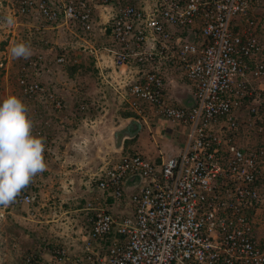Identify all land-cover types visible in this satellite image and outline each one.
<instances>
[{"label": "built area", "instance_id": "1", "mask_svg": "<svg viewBox=\"0 0 264 264\" xmlns=\"http://www.w3.org/2000/svg\"><path fill=\"white\" fill-rule=\"evenodd\" d=\"M97 6H112L108 51L116 74L99 76L112 87L116 79L134 111L148 106L182 127L185 144L159 162L132 151L92 172L84 209L90 227L81 247L53 245L46 261L33 251L25 264H264V0L12 5L20 17L38 16L83 35L94 31ZM45 63L40 54L22 59L16 80L35 108L33 135L42 138L49 128L42 112L64 109L39 79ZM172 71L190 83L189 106L166 99ZM48 151L45 145V160ZM34 200L30 184L13 204Z\"/></svg>", "mask_w": 264, "mask_h": 264}, {"label": "crops", "instance_id": "2", "mask_svg": "<svg viewBox=\"0 0 264 264\" xmlns=\"http://www.w3.org/2000/svg\"><path fill=\"white\" fill-rule=\"evenodd\" d=\"M5 1L8 2V14L15 0ZM5 1L0 0V4L3 6ZM111 8L112 6H97L93 10L94 31L87 35L58 24L46 23L38 16L18 18L19 26L13 33V44L25 43L30 46L32 56L40 54L45 58L47 71L39 74V79L49 84L62 97L64 108H68L66 113L65 109L54 112L61 113L64 119L72 122L71 129L66 128L62 134H50L52 127L44 132L43 139L49 150L45 160L46 170L51 171L53 168L51 174L55 183L78 185L86 181L87 175L89 178L91 172L96 171L102 164H107L109 155L113 153L119 155L136 151L159 162L160 158L178 154L185 144L182 127L162 119L155 109L148 106L140 108V113L134 111L120 95L119 88L114 87L116 79L112 80V87L99 76L101 72L116 75L112 56L108 51L113 49L108 30ZM6 32L8 31H4V34ZM62 55L67 56L69 63H48ZM4 80L7 81L6 76ZM165 94L170 103L178 106H189L192 102L190 83L178 72L172 71L168 74ZM76 105L79 113H84L83 117L78 118L76 112L72 111V107ZM82 105L86 106V112L80 110ZM103 105L109 107L110 113L96 112L97 108L102 112ZM30 115L32 112L29 117ZM43 118L49 122L52 120L45 113ZM53 121L58 122L55 119ZM102 123L103 126H99ZM99 146L101 157L97 154L100 151ZM51 174L43 172V175ZM113 210L124 212L126 208ZM14 218L18 219L15 216ZM83 239L82 235L78 240ZM46 244L41 254L48 260L53 244L48 247ZM62 244H74L75 251L78 249L72 235L63 238ZM12 245L16 246V241H12ZM36 246L31 245V248L36 249Z\"/></svg>", "mask_w": 264, "mask_h": 264}, {"label": "rangeland", "instance_id": "3", "mask_svg": "<svg viewBox=\"0 0 264 264\" xmlns=\"http://www.w3.org/2000/svg\"><path fill=\"white\" fill-rule=\"evenodd\" d=\"M3 3V6L0 4L2 6L0 7V17L3 18H0V101H3L9 95H15L28 106L29 113H33L35 110L33 104L26 102L20 95L16 81L18 69L23 58L14 59L11 55V48L15 45L13 44L15 42L13 40V33L16 32L19 26L18 18H20V16L15 14L13 7L9 8L7 14L8 2L5 1ZM8 16L14 18V25L9 26L7 24L6 17ZM4 31L8 32L4 34ZM5 76L7 81L4 80ZM104 76L108 80V77L112 76L114 78L113 75H107L105 73ZM45 84L49 86V84ZM109 84L112 85V83ZM57 97L62 99L58 94ZM77 108V105L72 107V111L76 112L78 118L83 117L84 113H79ZM103 108L104 110L102 112L99 111V108H97L98 111L96 112H98V114H104L105 112L107 114L110 113L108 106L103 105ZM86 111L87 110L84 112ZM66 112H68V108L65 109V113ZM42 114L44 113L42 112ZM45 114L52 119L49 122L48 128L49 130L52 127L49 132L50 134H62V132H65L66 128L71 129L72 122L64 119L61 113L48 111ZM59 117L61 120H59ZM54 119L58 122L54 123ZM103 124L104 123L99 126H103ZM113 125L114 122L112 121V126ZM100 148L101 146H99V149ZM97 154H99L100 157L102 156L101 149ZM125 154L117 155L113 153L109 155L110 160L106 163H115ZM105 165L106 164H102L101 167ZM50 170L51 171L45 170V173L51 174L53 168ZM54 180L52 174L43 175L42 173L38 175L31 183V192L35 198L31 205L11 204L7 208H0V264H25L26 255L33 253V251L40 250L42 252L45 243H49V245L51 243L53 245H63V238L69 235L74 237L77 247L79 245V248L81 247L82 240L80 241L78 239L82 235L84 236L85 231L90 227L87 221L88 217L85 216L87 212L84 211L86 199L90 197L86 194L89 181L88 175L86 181H82L78 185L75 183H55ZM14 216L18 217V219L14 218ZM77 231L80 232L78 233ZM14 233H16V236H14ZM12 241H16L17 245H12ZM31 245H37L38 247L36 246V249H34L31 248Z\"/></svg>", "mask_w": 264, "mask_h": 264}, {"label": "clouds", "instance_id": "4", "mask_svg": "<svg viewBox=\"0 0 264 264\" xmlns=\"http://www.w3.org/2000/svg\"><path fill=\"white\" fill-rule=\"evenodd\" d=\"M6 21L9 26L15 23L12 16ZM11 55L28 59L32 51L29 45L17 43ZM33 128L28 106L19 97L9 95L0 101V208L13 204L47 168L44 139L33 135Z\"/></svg>", "mask_w": 264, "mask_h": 264}, {"label": "trees", "instance_id": "5", "mask_svg": "<svg viewBox=\"0 0 264 264\" xmlns=\"http://www.w3.org/2000/svg\"><path fill=\"white\" fill-rule=\"evenodd\" d=\"M44 132H45V130H44ZM86 216V215H85ZM87 217V216H86Z\"/></svg>", "mask_w": 264, "mask_h": 264}]
</instances>
